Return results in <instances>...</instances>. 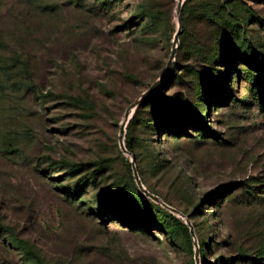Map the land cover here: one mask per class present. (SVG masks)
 Listing matches in <instances>:
<instances>
[{
  "label": "rangeland",
  "instance_id": "374dc122",
  "mask_svg": "<svg viewBox=\"0 0 264 264\" xmlns=\"http://www.w3.org/2000/svg\"><path fill=\"white\" fill-rule=\"evenodd\" d=\"M177 3L0 0V264H264V0Z\"/></svg>",
  "mask_w": 264,
  "mask_h": 264
},
{
  "label": "water",
  "instance_id": "95a60500",
  "mask_svg": "<svg viewBox=\"0 0 264 264\" xmlns=\"http://www.w3.org/2000/svg\"><path fill=\"white\" fill-rule=\"evenodd\" d=\"M186 0H178V3H177V14H179L180 12V9L183 5V3L185 2ZM181 21H180V18H179V26L174 34V43H176L178 41V37H179V34L181 32ZM174 53H175V47L172 49L171 51V55H170V58H172L174 56ZM162 82V79H158L156 80L154 83H152L143 93L142 95L134 102L132 103L125 111V114H124V117H123V120L120 124V131H119V145L121 147L122 150L128 152L131 156H132V161H131V167H132V172H133V176L135 178V181H136V184L138 186V188L145 194L147 195L148 197H150L151 199L161 203L164 207H166L167 209H169L170 211L174 212V213H178L179 215L181 216H185L183 213L179 212L177 209H175L174 207L166 204L165 202H163L157 195H154L152 193H150L141 183L139 177H138V174H137V171H136V168H135V164H134V157H133V154L131 152H129L125 146H124V143H123V138H124V134H125V127L128 123V121L130 120V118L132 117L133 113H134V110L136 109L137 105L143 100V99H146L147 97H149L157 88L158 86L160 85V83ZM130 111L131 114H130ZM186 217V216H185ZM185 223L188 225L189 227V232H190V236L192 238V241L194 242V246H196V242L194 240V237H195V232H194V227L192 225V223L186 218L185 220ZM198 253H199V250H198V247L195 248V257L197 259V256H198Z\"/></svg>",
  "mask_w": 264,
  "mask_h": 264
},
{
  "label": "trees",
  "instance_id": "16d2710c",
  "mask_svg": "<svg viewBox=\"0 0 264 264\" xmlns=\"http://www.w3.org/2000/svg\"><path fill=\"white\" fill-rule=\"evenodd\" d=\"M190 1L192 0H186L184 3H183V6L185 4H188ZM168 105L166 104L165 106H163V109H166L167 111H165V113L167 114V120H168V123L170 124H173L174 122V117L176 118H179L180 121H182L183 124L186 123V118L184 117L185 115H183L184 112H182V110H180L179 108H174V110H170L171 108H168L167 107ZM178 109V110H177ZM137 113H138V109L135 110V112L133 113V116L131 117V119L129 120L128 122V125L127 127L131 126V124L134 123V120L135 118L137 117ZM197 123H199V118L196 117V120H195ZM126 149L128 151H131V147L129 145L128 142H126ZM74 166H77V165H73ZM143 200V199H142ZM156 208H158V211H162L165 213L166 217H169V219L171 220V222L179 228V230L181 231L182 235L184 236L185 238V241L187 242V244L189 245V247H192V238L190 236V232H189V227L188 225L179 217H177L175 214L173 213H170L166 210H164L162 207H160L158 204L155 205ZM23 250L25 251L26 255L28 257H30L31 259H33L34 263L35 264H45L42 260V258L40 257V255L38 253H36L35 251H33L31 248H29L25 242H21L19 241Z\"/></svg>",
  "mask_w": 264,
  "mask_h": 264
},
{
  "label": "bare ground",
  "instance_id": "6f19581e",
  "mask_svg": "<svg viewBox=\"0 0 264 264\" xmlns=\"http://www.w3.org/2000/svg\"><path fill=\"white\" fill-rule=\"evenodd\" d=\"M132 111H130V114H131Z\"/></svg>",
  "mask_w": 264,
  "mask_h": 264
}]
</instances>
